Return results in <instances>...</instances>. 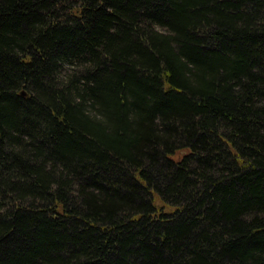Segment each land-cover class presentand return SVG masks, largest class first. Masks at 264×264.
Returning a JSON list of instances; mask_svg holds the SVG:
<instances>
[{
    "label": "trees",
    "instance_id": "trees-1",
    "mask_svg": "<svg viewBox=\"0 0 264 264\" xmlns=\"http://www.w3.org/2000/svg\"><path fill=\"white\" fill-rule=\"evenodd\" d=\"M0 264H264V0H0Z\"/></svg>",
    "mask_w": 264,
    "mask_h": 264
},
{
    "label": "water",
    "instance_id": "water-1",
    "mask_svg": "<svg viewBox=\"0 0 264 264\" xmlns=\"http://www.w3.org/2000/svg\"><path fill=\"white\" fill-rule=\"evenodd\" d=\"M22 94H25L24 92H22Z\"/></svg>",
    "mask_w": 264,
    "mask_h": 264
}]
</instances>
